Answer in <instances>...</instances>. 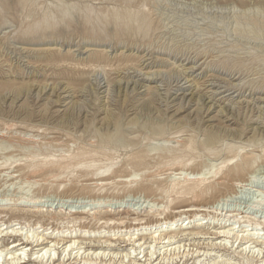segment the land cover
<instances>
[{
    "label": "rangeland",
    "instance_id": "374dc122",
    "mask_svg": "<svg viewBox=\"0 0 264 264\" xmlns=\"http://www.w3.org/2000/svg\"><path fill=\"white\" fill-rule=\"evenodd\" d=\"M121 139L122 148H100L101 142L106 146ZM88 150L100 153L93 170L112 161L119 176L138 175L132 182L119 178L102 186V177L87 175L90 170L79 166L91 163V156H74ZM132 154L142 163L125 165ZM237 154L260 157L250 170L251 182L223 201L219 214L210 210L211 216L221 219L222 210L231 209L240 222L242 216L264 222V0H0V204H8L0 207V225L18 231L30 223L32 228L21 232L32 236L52 227L62 229L60 237L71 231L87 234L79 237L73 254L60 247L48 264H121L127 253L137 264H193L197 259L200 264H259L262 244L256 259H250L249 249L245 258L239 255V241L228 240L227 249H219L209 234L190 236L195 223L181 230L180 222L176 230L162 233L180 235L173 250L145 245L144 255L155 253L148 263L143 249L135 253L121 240L115 248L102 244L127 237L118 233L121 219L126 229L136 218L143 226L153 225L172 220L176 210L217 201L231 191L234 165L228 161ZM174 157L193 159V172L214 164L213 171L224 168L188 193L186 185L169 178L179 168L172 165ZM143 183L150 189H140ZM128 185L138 189L128 193ZM40 197L37 210L49 216L32 212ZM98 197L104 207L108 204L99 211L109 210V216L68 223L64 214L89 211ZM110 201L115 205L110 207ZM260 201L263 206L253 209ZM22 202L32 207L17 205ZM150 206L157 208L151 215ZM110 218L115 225H105ZM37 225L43 228L36 230ZM24 235L3 237L0 249ZM96 251L106 255L98 259ZM34 252L28 251L31 261ZM2 259L0 264H15Z\"/></svg>",
    "mask_w": 264,
    "mask_h": 264
},
{
    "label": "bare ground",
    "instance_id": "6f19581e",
    "mask_svg": "<svg viewBox=\"0 0 264 264\" xmlns=\"http://www.w3.org/2000/svg\"><path fill=\"white\" fill-rule=\"evenodd\" d=\"M174 100H177V98L174 99ZM208 100H211V98H206L205 102L208 101ZM200 104H202V103H200ZM214 105L216 106V104H214ZM121 140L120 141H116V142L113 141V143L106 144V146H103L104 143L101 142V147L100 148H101V150H107V149L117 150L118 148H122V147L125 146V144L122 143L123 140L122 141ZM239 149H237V150H239ZM241 150H243V149H240L239 152L242 154ZM85 155L91 156V158H92V159H90L91 163H84V164H80L79 166H81L82 168H85L86 170H90V171H87L88 172L87 175L91 174V175H93L95 177H102V178H100L101 181H102L100 183V185H102V186L114 185L115 182L117 181V179H119V178L120 179L117 182H132L134 180L135 176L138 175V174L134 173L132 176L126 177V178L122 177V176H119L120 170L115 171L114 168L116 167L117 164L112 162V161H111L110 164L105 165V167L103 169L96 168V169L93 170V167H96L94 164L100 162V159H96V158H98V156L100 157V153L98 151H96V150H88V151H80L78 153V155H74V156L81 157V156H85ZM104 157L106 158L107 156H104ZM259 159H260V157L256 156V155H254V156H252L250 158L247 157V158H243L242 159L241 155L237 154V156L235 158L229 160L228 163L231 164V165H234L233 169L231 170V176H232V182H233L232 188L230 189L231 191H228V192L224 193L223 195H221V197L219 199H217V201H214L213 203L205 205V206H197V205L195 206V205H193L191 207H187V208L176 210L175 214H178V216L174 217L173 219L171 218L172 220L168 221V219L165 218L163 221H158V222H156V224H153V225H146L145 224L143 226V225H141L142 223L141 224L137 223L138 221H140V219L136 218L132 222L131 227L130 228L127 227V229H126V225H123L124 221H123V219H121L122 220L121 221V227H118V229H119L118 233H121V232L124 231V232L128 233L126 235L127 237H124V238L121 239V238H116V236H114V239H108V240H105V242H102L103 246H106V248H112V247H114V244L117 241L121 240V241L124 242L123 244L128 243L127 246L133 245L135 253H136L137 249H139V251L140 250L143 251L144 250L143 247L145 245L147 246V244H151V245L148 246V248H146V246H145L146 249H151V246H153V244H157V245L160 244V245H163V247H161V248L164 249V252H168L169 250H173L172 245L174 244V239H176L180 235H178V236L174 235L175 233H172V232L169 233V234H166V235H163L162 233L167 232V231L176 230L177 226L175 228L173 226L176 225V224H179L180 222H181L180 225H182V226L180 228H178V229H181V230H186V229H188L189 225L195 223L193 227L189 228V229L193 228V231H191L190 234H189L190 236H197V237L200 238L203 235L206 236L207 234H209L213 238L212 240H216V243L213 244L214 243L213 242L212 245L219 247V249H221V248L227 249V247H228V245H227L228 242L227 241L228 240H231V241L235 240V243H237L239 241L240 242L239 243V248H241V251H240L239 255L240 256L242 255V257L246 258V256H247L246 252H249L250 250H252L250 252V253H252V255H251L252 258H250V259L255 258L256 254L261 251V249L258 250V246H259L258 243L262 244L261 246H264V239L262 237V236H264V233L262 232V231H264V229L260 230L258 228V227L264 226V222H258V221H255L254 219H251V218H248V217H243V216L241 217V222H240V220H239V218H240L239 216L240 215L235 213V210L232 211L231 209L227 210L226 213H224V211L222 210V213H220L221 219H217V217H215V216L212 217L211 214L214 211H215L216 214H219L218 213L219 212V207H220L219 205L222 204L223 201H226V199H228V198H230V199L233 198V196H235V194L237 195L238 189H243L244 190L248 186L246 184L251 182V178L253 176V172H250V170L254 171V169L256 168V166H257V164L259 162ZM142 161H143V159L141 157H139L138 154H132V155H130L127 158L125 165H128V166L129 165H134V164L137 165V163L141 164ZM192 163H193V159L184 161L180 157H174L172 159V165L173 166H178L179 168H177L173 172H171L170 175L168 174L170 176L169 177L170 180L172 179L173 182H177L178 181L179 183H182V184L186 185L187 186L186 189H187L188 193H194L195 190L198 187H200L203 184L209 182L211 179L216 178L221 173L222 169L224 168V167H221L218 171H213L214 168L216 167V165L213 163L214 165L208 170H204V171H196L195 170L193 172V171H190V169H191L190 166L192 165ZM223 164H225V162H223ZM67 167H69V166H67ZM132 177H134V178H132ZM137 187H138V185H136V186L135 185H128L127 186L128 193L135 192L138 189ZM139 188L143 189V190L150 189V185H145L143 183V184L139 185ZM212 188H213V186L205 188V189H203L201 191L200 194L201 195L205 194L206 192H208ZM102 191H103V189H102ZM129 196H130V194H129ZM98 199H101V197H98ZM42 200H43V198H41V197H40V199L37 200V202L34 204L35 206H33L36 209H34V211H32V212L34 214L42 215L43 217L45 215L49 216L48 211H43V210L41 211V209L37 210V208H39L37 203H39V205H40V203L43 202ZM121 201L123 202L124 200H121ZM121 201H119V202H121ZM103 202H104V200L102 201V199L100 201L99 200L98 201L95 200V201H92V206H94V207L92 209H90L89 211H87L85 209L82 212H75L74 211V212H69L68 214H64V215L68 219H71V221L68 222L69 224H71V223H73V224L81 223L82 224V221L84 220L82 218L83 216L92 217L93 220L101 221L102 218H100V217L109 216L108 212H111L109 210L108 211H104V212L99 211V209H103L104 210V208L107 207V205H108L107 204L104 207V205H103L104 203ZM36 204H37V206H36ZM105 204H106V202H105ZM17 205L22 207V208H30V207H32V206H30L31 204L30 205H25L23 202L22 203H18ZM113 205H115L113 203V201H110V207H112ZM4 206L7 207L8 204H6V205H1L0 204V207H4ZM262 206H263V203L260 201V202H257V204L253 207V209H258V208H261ZM120 208H121V206H120ZM147 209H148V207H147ZM210 210H212L213 212L210 211ZM155 211H157V208H156V210H154L153 207H151L148 214L149 215H151L150 213L154 214ZM138 213H136V214H138ZM161 215H163V213H161L159 216H161ZM244 218L248 219V221L243 220ZM52 219H55V217L52 216ZM239 223H241L240 227L243 228L240 231L241 235H240L239 231H236L237 229L240 228V227L237 228V226H238L237 224H239ZM246 223H249V224H247L248 226L246 225ZM83 224L84 225H83V227L81 226V228L82 229H87L86 228L87 226L85 225V223H83ZM109 224H110V226L113 225V224L115 225L116 224L115 223V219H112V218L107 219V221L105 222V225L109 226ZM242 224L243 225L245 224V226H243ZM30 225H31L30 223H28V225L26 223V225H24V226L22 225V227L17 228L18 231H15L16 229L13 228V225L12 226H8V227L5 226L6 228L5 227L2 228L3 226L0 225V241H1V239L3 237H7V236H10V237H13V235L14 236H23L24 234L21 231H23L27 227L28 228H32V227H30ZM133 225H136V226L133 227ZM141 226H143V227H141ZM168 226H170V227H168ZM250 226L254 227V229L249 230ZM75 227H76V225H75ZM164 227L167 228V229L165 230ZM34 228L36 230H40V228H43V227H38V225H37ZM123 229H125V230H123ZM206 229L207 230L211 229L212 233L211 234L210 233H204V231H206ZM61 230L62 229H59V227L57 229H54V227H52L50 229H48V228L44 229L42 231L44 234H42V235L39 233L40 231L37 232L36 236L35 235L32 236L30 234L29 235L26 234V235H24V239L12 242V244L9 245L4 250H2L3 248L0 249V259L1 258H3V259L5 258V261L12 260L13 262H15V264H44L45 263V259H47L46 257L48 256V261L46 263V264H48L49 260H53V261L55 260L56 257L53 256V252L56 251V250H59L60 247H61V249L63 248L64 252H70V253H68L69 255L71 253L73 254V252L75 250H77L79 248L80 244H81L79 237L81 238L82 236H86L87 234L86 235H78V233L73 234V231H71L70 234H68L69 236L64 234V235H62L60 237L58 235L61 233ZM57 231H58V233L56 234ZM246 232H248V233L245 234ZM183 233L184 232H182V234ZM88 236H90V234H88ZM107 237H110V236L105 235L102 238L104 239V238H107ZM261 240H262V242H261ZM249 244L250 245L251 244L252 245L256 244V245L254 247V246H248ZM170 247H172V248H170ZM104 248L105 247H102L101 249H104ZM81 249L82 248L80 247L79 250H81ZM248 249H249V251H248ZM33 250H38V252H34ZM122 250H123V248H122ZM145 250L143 252H141L140 254L143 253V255H144ZM174 250H177V248L174 247ZM28 251L34 252L32 254V258L36 256L34 261H31V258L29 257V254H28ZM100 251H102V250H100ZM100 251H96V253H94V255H96V258L106 255L105 252L102 253ZM140 254H138V256ZM208 254L212 255V253H207V255ZM154 256H155V253H152V251H151V252L146 253L142 258H146V261L145 260L144 261L146 263H148V262H151L153 260V258H155ZM258 256L259 255H257V258H258ZM201 257L202 256H200L199 258H201ZM27 258H29V259H28V262L26 263L25 260H27ZM124 258L128 259V264H137L136 258H133L131 253H127L125 255V257H123V260H122L121 264H126L127 263V262H125ZM263 259H264V257H263ZM157 260H158V258L155 260V262ZM58 261H60V258L58 259ZM89 261L87 259L84 262L88 263ZM246 261H247V259H246ZM200 262H201V260L197 259V260H195V263H193V264H200ZM90 263H91V261H90ZM92 263H94V262H92ZM261 263L263 264L264 260H261L259 262V264H261ZM51 264H53V263H51ZM95 264H97V263H95ZM159 264H161V263H159ZM221 264H222V262H221Z\"/></svg>",
    "mask_w": 264,
    "mask_h": 264
}]
</instances>
